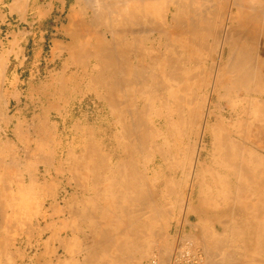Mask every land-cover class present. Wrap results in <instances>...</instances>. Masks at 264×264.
<instances>
[{
  "label": "rangeland",
  "instance_id": "374dc122",
  "mask_svg": "<svg viewBox=\"0 0 264 264\" xmlns=\"http://www.w3.org/2000/svg\"><path fill=\"white\" fill-rule=\"evenodd\" d=\"M89 1H90V3H89ZM98 1H100V0H98ZM98 1H96V0H62V3L64 4V8H63L64 14L62 16L63 18L59 21V23H60V25H62L64 27V29H66V32L63 36L59 37V39H61V42H59V45L61 44L59 46V47H61V50H59L60 52L58 51V49H60V48L58 46H56L57 43H55V44L50 43V40L52 37L42 36L40 34L36 35L37 30L41 31V30H44L45 26H52V25L56 26L58 24L57 20L54 21L53 18L52 19L46 18V16L48 17V15H50V16L55 15L54 13H52V11H50V13L47 12V14H42L41 15L42 18H40L36 24H33L32 23L33 20H31V19L26 20L28 22L26 24L22 25V28H24V27L29 28V25L30 26L33 25L34 28H36L37 30L32 32V34H28L27 31H25L24 34H21L18 32L10 33L14 30V28L9 29V27L6 24L1 26V29H0V59H3L4 61L0 60V139H1L0 140V150H1L0 151V182H1L0 183V200L2 201V203H6L7 205L2 204L0 201V206L1 207L3 206V209L0 208V222H1V224H0V256H1L0 257V264H13L12 262H14V264H44L43 263V257H44V259L46 258L45 259L46 261H49L50 258L53 259L54 260L53 264H70L72 262H74L76 264L78 262V260L77 261L75 260L76 258L81 261V263L78 262L77 264H82L83 260L85 259L83 254L86 256L88 251H89L88 248L86 249V246L88 247L90 243L95 241V239L92 240L89 236V235H91V233L88 232L89 229L87 228V225L89 222L88 218H86V217L81 218V215L83 213H81V215L79 214L80 217L78 216V218L76 216L78 209H79V211L85 210V208L86 209L88 208L86 206H89V208H88L89 210L91 207H93V211H91V210L90 211L93 212V214L97 216V219H99V217H103L100 219L101 221L105 220V222H109V223L101 222V225L105 229L109 225H110V227H112V229L115 228V229H113L115 231L112 232V235H111L112 239L108 238L109 240L104 241V239H107V238H104L102 236L101 238H98V240L96 238V241L98 242V243L95 242L97 247H96L95 243L91 244L92 246H89L90 247L89 249L93 250L94 258H97V254H99V253H100V255H103L104 253L108 254L106 256L104 254L103 257L99 255L98 260L93 259V261L95 260L94 264H97V262H101L98 264H103V263L104 264H109V263L114 264V262H115V264H149V261L151 260V258L153 257V255L156 252H159L163 258H166V257L170 256L172 254L173 250L175 249L174 247L176 246V243H177L176 241H177V237H178V231H177L178 229H181L183 237L185 236V238H189V239L193 240L199 246L203 247L211 260H213L212 256L210 255L208 249L202 243V241H199L198 235L199 236L201 235L202 237L204 235V237H207L208 234L210 236L213 233L214 237L216 238V242L220 246V253H226V251L227 252L231 251V254L233 253L232 255L230 254V252H228V253L233 258L232 263L238 264L237 261H238V256H239V252H240V243L238 242V240H240V232L243 231V234H244L245 229H243V228L240 229L239 227H232L230 230L228 227L223 228L224 227L223 223L234 224V223H238L239 220L240 221L243 220L242 222H244V216H245V211L247 210V207H253L256 203V201H255L256 195H255V192L253 190L256 186H258L256 183L259 182L256 180V177L260 178L261 177L260 172L264 173V146L262 145V141H264V138L261 136V119L263 118L262 114H261L262 110H260V108L255 110V105L259 104L260 107L264 108V100L261 99V97H263L264 94L262 96H259L256 94H251V95L247 96L244 88L235 89V90L229 92L230 94L226 91H222L225 93L221 92V94H219V91L214 92V89H212L211 87H213L215 75L218 74V72L224 67V65L228 61V52H227V50L223 51V49H222V48H224V43H226L230 39L231 36L233 38L232 40H235V38H236V35H235L236 33H234V32H237V31H235V29H237L236 26L239 25V22L235 21V23L232 24L231 19L238 16L240 13L239 9L242 8L241 13L244 16V19H247V20L250 19L248 22L246 21L248 28H250V30H253L254 24L252 23L253 24L252 25L250 23L251 25H249L248 23L251 21L253 22L254 10H252V9H254V8H251V6H254V5H252V4H254V1L250 0L251 4H249V6H248L247 3H244L247 0H235L237 4L235 2H233L234 0H231V2H228L227 0H225L228 3H231V4H229L228 7H226L228 5V3H226L224 0L221 2L218 1V4H217L216 0H210V2H209V0H206V1L205 0L204 1L203 0H197V2H190L189 3V4H191L192 7H195V9H198V8L207 9L208 13H209L210 9L218 8V10H219V7H220V10H219L220 14L218 13L219 16L217 15V18H216L217 24H216L215 36H216V34H219V33L220 34L216 36L217 37L216 41H217L218 46L215 45L216 51L213 54L214 64H216L215 65V71L213 74L214 76L212 75V77L210 78V80H211L210 89L208 91L204 90L203 91L204 93L201 92V94H203L202 95L203 97L207 94L205 96L206 101H208V99H209V101H208L209 103L207 102V104H210V105L207 106V104H206V108H204V110H203L204 114H202V118L200 119L199 123L196 125V128H195V134L197 135V137H194L195 139H193V142H192V149H193L192 153L194 155V151H195V154H196V156L195 155L193 156L194 161L192 162V168H191V171L193 170L192 171L193 174L187 173V175L186 174L182 175L183 170L178 171V169L176 168L177 165L175 163L168 162V164H167L168 166L167 165L165 166V165L161 164L160 162H156V160H155V156L158 154V151L162 148L163 145H164V149L166 151H169L168 152L169 155L174 156L176 154V147H175L174 142H175V139L177 137V133L180 131V129H178V127L174 125L172 120L170 121L171 124L168 123L166 125H162V108H161L162 107V99L160 96H158V93L151 94V97L148 94H146V96H145V94L142 91H138V90L136 91V89H134V88H125L124 91L121 93L122 99L124 101H126L128 98L129 100H127V102H129V104H130V106H128L127 111L122 113V116L124 117V120H125L124 122H126L125 124H127V128L129 126H133L132 123H133V121H135L136 105L141 104L142 101L147 102L149 100L147 98V95L150 98L149 102L151 103V107H152V109L150 108L151 110L149 109V111H148V113L150 112L149 115L145 116V118L142 121L145 123L146 122L145 120H147V121L149 120L151 123H149L148 125L154 127V128L151 127L152 131L154 133L150 134V135H152V137L149 135V137L147 138L148 139L147 141L142 140V142H144V143H142V145L143 144L148 145V146L143 145L145 148L148 147L147 148L148 152H145L144 154L139 155L138 159L140 160L141 163H143L144 167L148 166L147 168L150 169V175L151 176L148 175L147 184H148V187L151 188V195L153 196V199L156 200V202H157L156 204H158L157 205L158 209H155V207L145 209V210H147V209H149V210L147 211L148 214H145L147 216L144 215L143 221L145 220V222L149 221L150 223H152V224H150V228L159 227V231H160L161 235L159 236L157 241L155 240V242H153L152 247H150L148 252L144 255H141L139 252H136L135 250H133V249H135V248H133V246L135 247V245H137L136 243L142 244L143 242H145V240H147V237L141 238L140 239L141 241L138 240L139 242H137L138 238L137 239L135 237L131 238L130 236H132V235H130V236L126 235L124 237L126 232L127 233L129 232L128 229H130V228L124 227V225L122 226V224H121V228L117 227V230H116V227H115L117 224V222H115L116 219L114 220L113 217H112V220H111V218H107L108 216L112 215V212H110V211L114 207V206L109 207L108 204L115 205V202L117 199L124 200L122 197L116 196L117 192L120 190L118 188L119 186L117 185V183L122 182V180H123V184H124V182L127 183L126 179L121 180V179L114 178V177H116L115 174L119 170L122 171V169L119 167L120 158L118 157V154H117L118 153V138H121V136H122V130H121L122 127L119 128V125H117L119 120H120L119 115L117 113H113L108 106V102L106 100L108 99L107 97L110 94L108 93L107 88H104L105 84H103V83L100 84L101 81H100V79L97 78L98 74L95 73L96 67L93 66V64L96 65V63L90 57L85 56V54L83 53V51H84L83 49L87 50V47L90 49L94 48L93 46H95V43L97 42L96 38L98 37V35H99V37L100 36L103 38L105 37L108 44H110L109 46L113 47V43L111 42L112 38H111L110 34H107V31H108L107 29H109V28H110L109 30L112 29L111 26H113V24H111V23H114L113 22L114 16L118 17L120 15V13L123 14V12L126 11L124 9H127V8L129 9V7H127L128 5L131 7L132 5L134 6V4L132 3V1L130 4H129V2L127 4V1H130V0H127V1L125 0L126 3L124 1L123 2L121 1L122 3L116 2L117 0H104V2L106 3L105 6H107V7H105V6H103L104 2L102 0H101L102 2L100 1L101 3H99ZM118 1H120V0H118ZM159 1L160 0H155V1L149 0V2H147L148 4H144L145 9L143 8V10H144L143 12L148 13V14L151 12L150 13L151 15H149V18L151 20V18L153 17L152 21H150V22L153 23L154 25L153 24L151 25V23H149L150 25L147 24V21L149 22V19H147L148 17H146V19L142 20V22H144V24L143 23L141 24V20L139 22L140 24L139 23L134 24L131 18L129 19L130 22L127 20L129 22L128 24L131 25V26H129V25L128 26L131 28L130 29L128 28L129 30H127V33L125 31L126 35L123 34L124 35L123 40L126 39L125 41L127 42V44H128V42L131 41L130 43H131V46L133 45L132 46L133 48H135L137 46V45H135L136 43L140 44L138 46L141 47L142 46L141 41H145V38L147 36L150 37V39H151V40H147L148 46L150 48H153V47L155 49L158 48L157 47L158 43H160L161 40H160V37L158 36V33H159L157 31L158 28L155 29L156 27L154 28L153 26H159L160 28L162 27V21L161 20L163 17V11H162V6H160V4L158 3ZM187 1L189 2L190 0H187ZM34 2L40 5V4H44L46 2H49V0H16L11 5V9L13 12L20 11L21 13H23L24 16L30 17L31 15H33V12L35 11L33 8V5H32ZM91 2L95 3V4H91ZM155 2L158 4H156ZM88 4H90V5H88ZM108 4H109V6H108ZM239 4L240 5L242 4V5L240 6ZM112 5H114V6H112ZM120 5H127V6H120ZM151 5H153V6L151 7ZM243 5L245 6V9H244ZM116 6L122 7L123 11H121L120 7L116 8ZM208 6L209 7L212 6V7L209 8ZM246 6H248L249 8H247ZM100 7H102V8H100ZM103 7H104V9H103ZM112 7H114L115 9ZM153 7H156V8H154L152 10ZM106 8H110L109 11H108V9L105 10ZM147 8L148 9L150 8L151 10L150 9L147 10ZM46 9H48V8H46ZM128 9H127V11H128ZM117 10H120V13H116L115 11H117ZM155 10H156V12H155ZM237 10H238V12H237ZM75 11L79 15L76 14ZM94 12H95V14H94ZM117 12H119V11H117ZM236 12H237V14H236ZM110 13L113 15V17H112V15H110ZM114 13H115V15H114ZM72 14L75 16H73ZM96 14L97 15L99 14L98 17L96 16ZM159 14H160V16H159ZM107 15L110 16L109 19L112 20V22L111 21L109 22L108 18H107L108 19V21H107V19H106ZM77 16H79V17H77ZM102 16H103L104 20L100 19V18H102ZM95 17H96V19H95ZM223 17H225L226 19H224ZM98 18L101 21H98L99 20ZM120 18H122V17H120ZM72 22L74 24H71ZM100 22H102V23H100ZM103 22L104 23L108 22V23L104 24ZM4 23H9V22H4ZM98 23H99L100 27L98 26ZM109 23H110V26H108ZM13 25H15V23H13ZM71 25H73V26L70 27ZM85 25H86V27H85ZM146 26H148V27H146ZM149 26H152V28L155 29L156 32L154 30H151V27H149ZM94 27H95V30H94ZM132 27L134 28L133 30L136 33V34H134V32H133L134 37L132 35V38H134V39L131 38ZM138 27H141L140 29L146 28L147 30H151V31L150 32L148 31V33H147V30L143 29L144 31H146V34L143 30H142L143 32L140 33L141 30L138 29ZM167 27L169 28V26H167ZM229 27L231 28L230 33H229ZM74 28H76V30H79V32L77 31V33H80L82 31L81 34H77L76 32H74ZM86 29H89V30L85 31ZM91 30H92V33L90 32ZM112 30H115V29H112ZM219 30H220V32H219ZM237 30H239V29H237ZM72 32L75 33V36H76V41H77L76 44L78 45L76 49H77V51H80V52H78L80 54V58L78 56V59H76V60H78L79 64L76 63L77 62L76 60H75L76 62H74V60L72 58H70L71 56H70L69 49L72 47L75 48V46H76L74 43V39H72L73 38ZM87 32L89 34H91V36H89V34ZM93 32L95 34L100 32L101 35L99 33L96 36ZM80 35L82 37L81 40H79ZM94 35L96 36V38ZM86 36H88V37L86 38ZM126 36H128V37H126ZM202 36H203L204 40L206 38L210 42L209 45L213 44L212 43L213 39L208 37L206 31H202ZM222 36H223V38H222ZM127 38L129 41L127 40ZM88 39H90V40H88ZM155 39H156V41H155ZM84 40H86V41H84ZM224 40H226V41H224ZM88 41L89 42L91 41L90 44ZM125 41H123L124 44H125ZM134 41H135V44H134ZM242 42L244 44H248V45L243 46V50L245 51V55L247 57H249V59L251 60V62L253 64H256V63L258 64L259 63L258 60L260 58V52L256 53V52L250 50L251 47L253 46L252 43H248V42H251L250 39L242 40ZM34 43H37V44L35 45ZM129 44H128V46H129ZM249 45H251V46H249ZM65 46L67 48L68 47L69 48L67 49ZM131 46H129V47H131ZM84 47H86V48H84ZM246 49H247V51H246ZM55 50H57V51H55ZM65 50L66 51L68 50L69 52L67 53ZM81 51H82V53H81ZM132 51H131V55L136 54L135 52L132 53ZM219 52H220V54H219ZM81 54H82V56H84V59L81 56ZM221 55H222V57H221ZM204 56H206V55H204ZM256 56L258 57V59L256 58ZM74 58H76V57H74ZM262 58H264V57H262ZM5 59H6V62H5ZM71 59L73 62L71 61ZM85 59L87 60V62L85 61ZM2 62H4V63H2ZM80 62H81V64H80ZM260 62L264 63V59L261 60ZM74 63H76V64H74ZM86 66H87V68H86ZM66 67H68L69 69L67 68V70H66ZM63 70H66V71H63ZM84 70H85V72H84ZM261 72H263V74H264V67H262ZM85 75H87V76H85ZM71 77H72V79H70ZM93 77H95V78H93ZM121 77H119L120 80H121ZM213 77H214V79H213ZM65 78L66 79L68 78V79L65 80ZM119 78H117L118 80L116 79V81H119ZM122 78L124 79V77H122ZM62 79L64 80V82H63L64 85H60V84H62L61 83V81H63ZM204 79H205V77H203V79L200 80V84L206 83V81ZM57 80L60 83L57 82ZM212 81H213V83H212ZM160 84H161L160 82H157V83L155 82L154 84L151 83L150 85H148V87L149 86H155V85L159 86ZM66 85H68V86H66ZM229 87L232 89L233 85H232V87H231V85H229ZM251 88L256 89L255 84H251ZM128 89H130V90L128 91ZM134 90L136 92H134ZM261 90H262V92H264V84L261 85ZM130 91H131V94H129ZM105 94L106 95L109 94V95L106 96ZM139 94H141V95H139ZM224 94L228 95L227 99H221V96H223ZM152 95L154 98L152 97ZM243 95H244V97H243ZM125 96H127V97H125ZM202 96H200V97L202 98ZM237 97H239L240 100L242 99L241 101H242L243 107L236 108V104H235L236 101L235 100L237 99ZM167 98L171 99L170 96H167ZM152 99H154V101ZM257 99H258V101H257ZM49 100H50V102H49ZM252 100H253V102H252ZM139 101L141 103H139ZM169 103H170V108H172L170 110V112L173 113L174 104H173V102H170V101L168 102V104ZM51 104L54 107L56 106L55 109H57V110L52 109L54 107H51ZM56 104H58L59 107ZM250 105H251V107H250ZM141 107H143V106H141ZM241 109H243V110L241 111ZM129 111H131V112L133 111V112L130 114ZM206 111L209 113H207ZM212 111H213V113H211ZM165 113L168 114L167 111ZM172 113H170V114L172 115ZM249 113H250V115H249ZM158 115H159V117H158ZM204 115L205 116L207 115V116L205 117ZM242 115H244V116L242 117ZM248 116H250V117H248ZM47 118H49L48 120H50L51 122H49L47 120ZM241 119L243 121V124H242V121H240ZM44 122H46V123H44ZM237 122L239 124H236ZM259 122H260V124H259ZM42 123H44V124H42ZM172 123H173V125H172ZM249 123H252V124H249ZM32 124H34V125H32ZM46 125H48L49 130L44 129L43 126H46ZM49 125H51V126H49ZM114 125H116V126H114ZM40 126H41V128H40ZM237 127H238V129H237ZM50 128H51V130L53 129L51 131V136H52L51 139L49 136L50 135V133H49ZM55 128H56L57 134H55L56 133ZM100 128H101V130H99ZM156 128H158V129H156ZM33 129H35V131ZM41 129L46 134L49 133V135H46L45 133H43L45 135L41 134L43 132ZM155 129H156V131H155ZM222 129H224V130H222ZM38 130L39 131L41 130V131L38 132ZM46 130H47V132H46ZM113 130L115 133L113 132ZM115 130H117V131H115ZM53 131H54V133H53ZM83 131H85L87 133H85ZM98 131H99V133H98ZM211 131H212V133H211ZM220 131L221 132L226 131V133H228V134L231 133L233 135V138H235L234 141L237 144H241L243 149L247 148L246 151L247 152L250 151V154L252 153L251 155H253V157H255L257 155L255 157L257 162H258L257 165L259 163H261V164H259L258 167H255L256 168L255 171L252 172L253 176H250L249 179H248V176H246V175L245 176L244 175H238L240 177L235 178L231 174L232 171L234 170L233 165L242 166L241 162L243 163V165H245V163L248 162V160H249V158H248L249 155L246 154V156L240 157V159H234L230 163L228 162V160L226 161V158H224L223 151L220 150L221 146H219V144L217 143L218 139H220V136H218L221 134ZM91 132H92V134H91ZM197 132L199 133V135L197 134ZM60 133H61V135H60ZM110 133H111V135H110ZM36 134H38V135L36 136ZM93 134L94 135L96 134V138H94V136H92ZM210 134H211V136H210ZM242 134H244V135H242ZM65 136H66V138H64ZM67 136H69L70 138ZM77 136H79V137H77ZM238 136H241V138H238ZM245 136H246V139H245ZM47 137L50 139L49 141H48ZM58 137H59V139L57 140ZM127 138H129L130 141L132 140V139H130V137H127ZM53 139L55 140L56 143L54 141L52 142ZM85 139H87L88 141L93 139L95 141L94 143L101 148L100 149V154H101L100 156H102V157H100V156L99 157L106 161V164L108 165V168H107L108 170L107 169L106 170L110 171L109 173H107V171H105V170L102 171L103 175L100 176L101 179H98L99 183H97L98 181L95 183L91 182V179H92L91 175L95 172L93 169L94 166H93L92 161L90 163V160H86V162H84V161L82 162L80 160V157L83 156L82 155L83 153L85 156V152H84L85 146L84 145L87 142ZM41 140H42V142H40ZM98 140H99V142H98ZM44 141L46 142V144H48V146L45 144ZM58 141H61V142H58ZM62 141H64L63 144H62ZM103 141H105V142H103ZM148 141H149V143H148ZM241 141H245L244 142L245 147H243L244 144ZM51 142L53 144H50ZM139 142H141V141H139ZM163 142H165V143H163ZM252 142L256 143V145H254L255 147L252 146ZM40 143H41V145H40ZM127 143H129V141H127ZM136 143L140 147H142L141 143L139 144L138 141H136ZM3 144L6 146H4ZM44 144L49 148L44 146ZM54 144L56 145V147ZM80 144H81V146H80ZM111 144H112V146H111ZM12 145H13V147H12ZM101 145H103V146H101ZM52 147L55 149H57V148L58 149L55 150ZM36 149H37V151H36ZM127 149L129 150L130 147H127ZM8 150H10V151H8ZM110 150H111V152H110ZM251 150H254L255 152L254 151L251 152ZM14 151H16V152H14ZM53 151H54V154H53ZM69 151H71V152H69ZM113 151H114V153H113ZM32 152L35 154H33ZM38 152H40L42 156ZM253 152L256 153L255 156H254ZM45 153L47 155H44ZM50 154H51V157H50ZM78 154H80V155H78ZM66 155H69V156H66ZM53 156H55V157H53ZM107 156H108V158H107ZM3 157L5 158V160ZM46 157L51 158L50 162H49L48 158H47L48 159V161H47ZM1 158H2V160H1ZM241 158H243L244 160H242ZM9 159L11 160V162ZM245 159H246V161H245ZM258 159H259V161H258ZM111 160H113V161L111 162ZM153 160H154V162H153ZM234 161L235 162L237 161V163H235ZM63 162H64V164H63ZM67 162H69V163L67 164ZM226 162H228V164ZM232 162H234V163H232ZM1 163H3L4 165H2ZM51 163H52V165H51ZM84 163H86V164H84ZM71 165H72V167H71ZM74 165H75L74 168H77V169H75L76 171L73 168ZM111 165H112V167H111ZM159 165L162 167H160ZM2 166H5V168L3 167V169H1ZM61 166L64 169L61 168ZM80 166H82V167H80ZM228 166H231V167H228ZM6 167H9V168L6 169ZM56 168L59 170H57ZM60 168L63 170H65V169L70 170L71 169V171L74 173L77 172L78 176L80 175L78 178L79 179L81 178V179L79 180L76 177L77 176L76 173L74 176L70 171L67 172L65 170L64 172H62L63 170L61 171ZM78 168H80L81 170ZM158 168H162V170L158 169ZM258 168H259V170H258ZM261 168H263V169H261ZM116 169H118V170H116ZM13 170L14 171L18 170V171L14 172ZM86 170L89 173V177L84 176V174L88 175ZM256 170H258V171H256ZM82 171H84L83 172L84 174H82ZM46 172L48 174L50 173V175H48ZM79 172H81V173L79 174ZM156 173H158V175ZM37 174H39V175H37ZM56 174H57V176H56ZM229 174L232 176H230ZM54 175H55V177H54ZM82 175H83V177H82ZM106 175H108V176H106ZM19 176H21V177H19ZM73 177L74 178L76 177V178L74 179ZM86 177H87L88 184H86L87 181H86V183L83 182V180L84 181L86 180ZM111 177H113L114 180L117 179V180H115L116 183H115V181H113V178H111ZM55 178H56V180H55ZM82 178H84V179L82 180ZM2 179H3V181H2ZM77 179L79 180L77 182V183H79V185H78L79 187L76 185V182H75V180L77 181ZM194 179L195 180L197 179V180L195 181ZM230 179H231V181H230ZM236 179H237V182H236ZM34 180L36 182H38V184L36 183L37 185L36 184L34 185V183H35ZM100 180H101V182H100ZM189 180H191L192 183ZM19 181H21V182H19ZM39 181H40V183H39ZM58 181H59V183H58ZM112 181H113V184H112ZM60 182H62V183L60 184ZM6 183L9 186V187L7 186L8 188L5 187ZM107 183H109V184H107ZM232 183H233V185H232ZM236 183L239 185V187ZM245 183H248V184H246V186H245L244 185ZM19 184L23 185V186L25 185L23 187L24 189H22V187L19 186ZM149 184L151 187L149 186ZM60 185H62V186H60ZM80 185H81V187H80ZM109 185H110V188H108ZM10 186H11V188H10ZM69 186H71V187L69 188ZM82 186H83V188H82ZM93 186H94L95 191L92 192ZM240 186H241V189H242V187H243V189L246 188L245 191H247L248 189H251L252 192H250V191L244 192V190H243L242 194L244 193V195H242L243 197L240 198L238 196V194L239 195L241 194V193H239L241 191ZM244 186H245V188H244ZM63 187H65V188H63ZM77 187H78V190H77ZM95 187H98V188H95ZM229 187L232 189V191ZM86 188H88V189H86ZM102 188H104V189L102 190ZM236 188H238L237 191H236ZM233 189H234V192H233ZM6 190H7V192H6ZM89 190H90V192H89ZM122 190H124L123 187L121 188L120 191H122ZM33 192L36 195L33 194ZM36 192L38 193V195ZM98 192H100V193H98ZM108 192H110L111 194L110 193L108 194ZM229 192H231V193H229ZM46 194L48 195V197ZM51 194H53L52 195L53 197L56 196L57 199L55 200L53 197L51 198ZM224 194H225V196H223ZM93 195H96V197ZM229 195L230 196L232 195L230 197L231 199L229 198ZM107 196H109V198ZM93 197L96 198V200L93 201V199H94ZM34 198L36 200H34ZM235 198L237 200H234ZM38 199H39V201H38ZM63 199H65V200H63ZM73 199H74V201H73ZM216 199L222 200V202L219 201L216 204V201H215ZM238 199L241 200L242 203ZM180 201H182V202H180ZM234 201H235V204L233 203ZM33 202L34 203L38 202L35 204L37 206H34ZM57 202H59V203L57 204ZM85 202H86V204H85L86 206L84 205ZM94 202H95V205H94ZM106 202H109V203L106 204ZM207 202L209 203V205L207 204ZM74 203H76V204H74ZM120 203L122 205H124V204L127 205L125 203V201H121ZM210 203L211 204L214 203L215 205L213 204L214 205L213 206ZM239 203H241V204H239ZM249 203L252 206L248 205ZM80 204H83V207ZM203 204L204 205L206 204V205L204 206ZM4 205H6V206L4 207ZM103 205H104V208H102ZM106 205H108V207H106ZM55 206L56 207L59 206V208L54 209V208H56ZM75 206H77L78 209L75 208L77 210H74ZM245 206H247V207H245ZM65 207H67V208H65ZM72 207H73V210H68V209H71ZM37 208L39 211L37 210ZM39 208H41V209H39ZM105 208H107V209H105ZM214 208L217 209V211ZM96 209H97V211H96ZM5 210H7V211H5ZM16 210H17V212H16ZM19 210L22 212L19 213L20 212ZM158 210H159V214H161L159 216H157ZM73 211L76 213L75 214L76 218H73V214H74ZM95 211L98 213L95 214L96 213ZM3 212H5V213H3ZM48 212H49V214H48ZM64 212H68V213L70 212L72 216L70 217V215H68V213H67V215H64ZM203 212H205V213H203ZM206 212L209 213V215H207ZM144 213H146V212H144ZM1 214H3V216ZM90 215L92 217L96 218V216L92 215L91 213H90ZM5 216H7V217H5ZM27 216H29V217H27ZM60 216H61V218H60ZM149 216H151V219H149L150 218ZM55 217H57V218H55ZM146 217H147V219H146ZM43 218L46 221L43 220ZM83 218H84V220H83ZM38 219H40V220H38ZM80 219H81V221H80ZM85 219H87L88 221ZM106 219H108V220H106ZM52 220L53 221L57 220L58 222H55V221L53 222ZM64 220L66 222H64ZM38 221H40V225H38ZM47 221L48 222L50 221V223L48 224ZM121 221H122V219H121ZM10 222L12 223V226H10L11 225ZM145 222H144V225H142L143 228H141V229L144 232L145 231L147 232L149 230V227H148V229L144 228ZM59 223L61 225H59ZM48 225L51 228L50 227L48 228ZM105 225H107V226H105ZM54 226H56V227H54ZM68 226H69V228H68ZM122 227H124L125 229ZM43 228L46 229L47 231L44 230ZM10 229H11V231H10ZM21 229H22V231H21ZM34 229H36V230H34ZM77 229H79V230H77ZM60 230H61V232L63 231L62 235H61ZM71 230H73V232H70ZM86 230H87V234H86ZM110 230H111V228H110ZM195 230L197 231L198 234L197 233L195 234ZM237 230H239V231L236 233ZM253 230L254 229H252V231ZM36 231H38V232H36ZM57 231L60 233H58ZM121 231H125V233L123 232V234H122ZM229 231L231 232L230 237H228ZM43 232H45V233H44L43 237L40 238V236H38V235H41ZM46 232H47V234H46ZM120 232H121V234H120ZM51 233H53V235ZM113 233H115V235ZM13 234H15V235H13ZM58 234H60V236ZM82 234H86V235H82ZM118 234H120V236H118ZM10 235L13 236L14 238L11 237ZM56 236L58 237V239ZM241 236L244 238V235H241ZM72 237H73V239H72ZM74 237H76V238H74ZM190 237H192V238H190ZM36 238L38 240H36ZM53 238H55V239L53 240ZM10 239H12L13 241ZM130 239H131V241H133V243L130 241ZM15 240H17L18 242L17 241L15 242ZM45 240H47V241H45ZM61 240L63 241L62 243H60ZM110 240L111 241L113 240V242L116 241L114 244L116 246H119V247H120V244L122 243L121 245L123 247L121 246L120 247L121 249L119 247L117 248L113 243H112V245H113L112 246L110 243H108V241H110ZM121 240H123V241L121 242ZM228 240H230V243L228 242ZM7 241H8V243H6ZM52 241H55V242L52 243ZM101 241L104 243L107 241L106 243L110 244L111 250L108 249L109 246L107 244L106 245L108 246V248L107 247L105 248V244L102 245L103 243ZM45 242H46V244H45ZM70 242H72V243H70ZM83 242H85L86 244ZM99 242H101L102 244ZM124 243L126 246L124 245ZM2 244H5V245H2ZM60 244L61 245L64 244L67 247V250L69 249L70 255L71 256L74 255L76 258H74V259L70 258L71 256L70 257L67 256L65 251H63V250H60V253L62 252L61 258H63V259L58 260L57 258H54L55 252L57 251ZM8 245H10V247ZM57 245H59V246H57ZM18 247H20L19 250H18ZM81 247L83 249H81ZM112 247H113V249H112ZM76 248H77V250H75ZM96 248L97 249L99 248V249L96 251ZM23 249H24V252L21 251ZM33 249H35V251ZM71 249L75 250L74 252H76V251L80 252L81 251V253L77 254L78 253L77 252L76 253L77 255H76L73 252V250H71ZM124 249H125V252H124ZM85 250L87 253L85 252ZM112 250H114V251H112ZM118 251L120 253H118ZM52 252L54 253V255ZM110 252L113 253L114 255L115 254L118 255L119 257L118 256L115 257L116 255L114 256L113 254H110ZM131 253L134 255H132ZM10 254H11V257L9 256ZM109 254H110V256L112 255L115 258L109 257ZM129 254H131V255L128 256ZM25 255H27V256H25ZM143 256H144V259H143ZM99 257L101 258V260ZM102 258L105 260H103ZM116 258H118V259H116ZM139 258L141 259V261ZM9 259H10V261H9ZM24 259H25V261H24ZM66 259H67V261H66ZM214 263L215 262L213 261L212 264H214ZM219 263L223 264V261L221 260V261H219Z\"/></svg>",
  "mask_w": 264,
  "mask_h": 264
},
{
  "label": "bare ground",
  "instance_id": "6f19581e",
  "mask_svg": "<svg viewBox=\"0 0 264 264\" xmlns=\"http://www.w3.org/2000/svg\"><path fill=\"white\" fill-rule=\"evenodd\" d=\"M96 1H98V0H96ZM101 1V0H100ZM100 1H98L99 3H101L102 1L104 2V0H102L101 2ZM125 2V0H120V1H116V2ZM127 1V0H126ZM131 1H132V3L134 4V6L132 5L131 7L128 5H120V6H127V7H129V9H128V11H127V9H124V10H126V11H124L123 12V14L122 13H120V10H117V11H119V12H117V11H115L116 13H120V17H122V18H120L119 16V18L118 17H116V16H114V20H113V22L114 23H111V24H113V26H111L112 27V29H115V30H109V29H107L108 31H107V34H110L111 35V38H112V43H113V47H111V46H109L110 44H108V42H107V40H106V38L104 37H99V33H97V34H95L94 32V34L97 36L98 35V37L96 38V36H95V38L97 39V42L95 43V46H93L94 48H92V49H90V48H88L87 47V50L86 49H83L82 51H83V53L85 54V56H87V57H90L95 63H96V65H94L93 64V66H95L96 67V72L95 73H97L98 74V79H100V84L101 83H103V84H105V87L104 88H107V90H108V93L110 94H108V95H106V96H108L107 98V102H108V106H109V108H110V110L113 112V113H117L118 115H119V122H118V124L117 125H119V128L120 127H122V136H121V138H118V157L120 158V161H119V167L122 169V171H118L116 174H115V176L116 177H114V178H117V179H126V181H127V183H125L124 182V184H123V180H122V182H118L117 183V185L119 186L118 188L121 190V188L123 187V189L124 190H122V191H118L117 189V195L116 196H118V197H122L124 200H122V199H115L116 200V202H115V205H113V204H108L109 202H106V204H108L109 205V207L111 206H114L113 207V209H111V211L110 212H112V215L111 216H108L107 218H111V220H112V217L114 218V220H115V222H117V224H116V230H117V227L118 228H121V224H122V226L124 225V227H129L130 229H128L129 230V234L126 232V234L124 235V237L127 235V236H130V235H132V236H130L131 238H133V237H135L136 239H137V242H139V241H141L140 239L141 238H144V237H147V240H145V242H143L142 244H140V243H136L137 245H135V247L133 246V248H135V249H133V250H135L136 252H139L141 255H144V254H146L147 252H148V250L150 249V247H152V244H153V242H155V240L157 241L158 240V238H159V236L161 235L160 234V231H159V227H156V228H150V224H152V223H150L149 221H147V222H145V220L143 221V217H144V215L145 214H148L147 213V211L149 210V209H147V210H145L146 208H153V207H155V209H158L157 207V205L158 204H156L157 202H156V200H154L153 199V196L151 195V188H149L148 187V184H147V179H148V175H150V169L149 168H147V167H144L143 166V163H141L140 162V160L138 159V156L139 155H141V154H144L145 152H148V147L147 148H145L143 145H145V146H148L147 144H143L142 145V143H144V142H142V140L143 141H147L148 139V137H149V135L150 134H152V133H154L153 131H152V128H154V127H152V126H149L148 124L149 123H151L149 120L147 121V120H145L146 122L144 123L142 120L145 118V116H148L149 115V113H148V111H149V109L151 108L152 109V107H151V103L149 102V100H150V98L148 97V95H150V97H151V94H156V93H158V96H160L161 97V99H162V125H166V124H168V123H170V121L172 120V122L174 123V125L175 126H177L178 127V129H180V131L177 133V137H176V139H175V147H176V154L173 156V155H169L168 154V152L169 151H166L165 149H164V145L162 146V148L158 151V154L155 156V160H156V162H160L161 164H163V165H167L168 164V162H173V163H175L176 165H177V169H178V171L179 170H183V173H182V175L183 174H186L187 175V173H192V171H191V168H192V162L194 161L193 160V156L195 155L196 156V154H195V151H194V155H193V149H192V142H193V139H195L194 137H197V135L195 134V128H196V125L199 123V121H200V119L202 118V114H204L203 112V110H204V108H206V104H207V102L209 101V99H208V101H206V95L203 97L202 95L203 94H201V92H203L204 90H206V91H208L209 89H210V84H211V80H210V78L212 77V75L214 74V71H215V65L216 64H214V60H213V54L215 53V45H217L218 46V44H217V41H216V39H217V35H219V34H216V36H215V30H216V24H217V21H216V18H217V15H218V13L220 14V12H219V10H220V7H219V10H218V8H213V9H210V11H209V13H208V10L207 9H202V8H198V9H195V7H192L191 6V4H189L190 2H197V0H190L189 2L187 1V0H160L158 3L160 4V6H162V11H163V17H162V27L160 28L159 26H153L155 29H157L158 28V36L160 37V43H158V48H150L149 46H148V41L147 40H151L150 39V37H146L145 38V41H141L142 42V46L140 47V46H138V45H140V44H135V41H134V44L135 45H137L135 48H133L132 46H131V41L130 42H128V44H129V46H131V47H129L128 46V44H127V42L125 41V40H123L124 38H123V34H125V31H126V33H127V30H129L131 27H129V26H131V25H129L128 23L130 22L129 21V19L131 18L132 19V21H133V23L135 24V23H139L140 22V20H141V24L143 23L144 24V22H142V20L143 19H146V17H148L147 19H149V22L147 21V24H149V23H151L150 21H152V18H151V20H150V18H149V15H151L150 13L148 14V13H145V12H143L144 10H143V8H144V4H148L147 2H149V0H130V1H127V4H128V2H129V4L131 3ZM153 1V0H152ZM155 1V0H154ZM204 1V0H203ZM206 1V0H205ZM217 1V4H218V1L219 2H221V1H223V0H216ZM225 1V0H224ZM228 2H231V0H227ZM249 0H247V1H245L244 3H247ZM108 2V1H107ZM121 2V3H122ZM157 2V1H156ZM155 2V3H156ZM209 2H210V0H209ZM226 2V1H225ZM228 2H226V3H228ZM233 2H235L236 3V1L234 0ZM257 2H259V1H257ZM89 3H90V1H89ZM126 3V2H125ZM158 3H156V4H158ZM213 3V2H212ZM215 3V2H214ZM91 4H95V3H92L91 2ZM105 2H104V5L103 6H105ZM112 4V3H111ZM110 4V5H111ZM155 4V5H156ZM196 4V3H195ZM198 4V3H197ZM229 4H231V3H228V5L226 6V7H228L229 6ZM237 4V3H236ZM251 4V3H250ZM88 5H90V4H88ZM143 5V6H142ZM220 5V4H219ZM240 5V4H239ZM238 5V6H239ZM242 5V4H241ZM240 5V6H241ZM252 5H254V4H252ZM108 6H109V4H108ZM112 6H114V5H112ZM120 6H116V8H118V7H120ZM153 5H151V7H152ZM218 6V5H217ZM239 6V7H240ZM249 6V5H248ZM248 6H246L247 8H249ZM105 7H107V6H105ZM146 7V6H145ZM209 7V6H208ZM212 6H210L209 8H211ZM243 7H244V9H245V6L243 5ZM100 8H102V7H100ZM112 8H114V7H112ZM121 8V11H123V8L122 7H120ZM125 8V7H124ZM154 8H156V7H153L152 8V10L154 9ZM208 8V9H209ZM251 8H255L254 6H251ZM250 8V9H251ZM99 9V8H98ZM103 9H104V7H103ZM108 9V11H109V9L110 8H106L105 10H107ZM115 9V8H114ZM145 9V8H144ZM150 9V8H149ZM148 8H147V10H149ZM242 8H240L239 9V11H240V13H239V15L238 16H236V17H234L233 19H231L232 20V24L233 23H235V21H238L239 22V25L238 26H236L237 27V29H239V30H237V29H235V31H237V32H234V33H236L235 35H236V38H235V40H232L233 38H232V36L230 37V39L226 42V43H224V48H222L223 49V51L224 50H227V52H228V61L226 62V64L224 65V67L218 72V74H216L215 75V80H214V83H213V81H212V83H213V87H211L212 89H214V92L215 91H219V94H221V92L222 91H226V92H231V91H233V90H235V89H240V88H244V90H245V92H246V95L248 96V95H251V94H256V95H259V96H262L263 94H264V92H262V90H261V85L262 84H264V74H263V72H261V69H262V67H264V63H261L260 61L261 60H263L264 58H262V57H264V53H260V58H259V60H258V64L256 63V64H253L252 62H251V60L249 59V57H247L246 55H245V51L243 50V46L244 45H246V44H244L243 42H242V40H247V39H250V41L251 42H248V43H252V45H253V48H255V43L257 42H255V40H257V38L255 39V31H254V28H253V30H250V28H248V26H247V23H246V21L248 22L249 20H247V19H244V16H243V14L241 13L242 12V10H241ZM112 10V9H111ZM151 10V9H150ZM252 10H254L255 11V9H252ZM114 11V10H113ZM96 12V11H95ZM95 12H94V14H95ZM100 12V11H99ZM147 12V11H146ZM155 12H156V10H155ZM229 12V11H228ZM237 12H238V10H237ZM237 12H236V14H237ZM75 13H76V11H75ZM101 13V12H100ZM76 14H78V13H76ZM109 14V13H108ZM161 14V13H160ZM160 14H159V16H160ZM247 14V13H246ZM73 15V14H72ZM79 15V14H78ZM99 15V14H98ZM98 15L96 14V16L98 17ZM104 15V14H103ZM110 15H112L111 13H110ZM114 15H115V13H114ZM117 15V14H116ZM148 15V16H147ZM254 15V14H253ZM257 15V14H256ZM262 15V14H261ZM73 16H75V15H73ZM108 16V17H107ZM106 16V19L108 18L109 19V15H107ZM158 16V17H159ZM219 16V15H218ZM223 16V15H222ZM221 16V17H222ZM226 16V15H225ZM232 16V15H231ZM260 16V15H259ZM264 16V15H263ZM77 17H79V16H77ZM112 17H113V15H112ZM111 17V18H112ZM116 17V18H115ZM151 17V16H150ZM243 17V18H242ZM252 17V16H251ZM250 17V18H251ZM253 17H256L255 15L253 16ZM252 17V18H253ZM83 18V17H82ZM90 18V17H89ZM93 18V17H92ZM91 18V19H92ZM224 19H226L225 17H223ZM251 18V19H252ZM257 18V19H256ZM255 19H256V22H257V20L259 19V17H256ZM95 19H96V17H95ZM99 19V18H98ZM101 20L103 19V16H102V18H100ZM98 20V21H101V20ZM108 19H107V21H108ZM254 19V18H253ZM261 19V18H260ZM83 20V19H82ZM93 20V19H92ZM104 20V19H103ZM129 22H128V21ZM221 20V19H220ZM245 20V21H244ZM263 20V19H262ZM80 21V20H79ZM97 21V20H96ZM97 21V22H98ZM112 22V20H110L109 19V22ZM260 21V20H259ZM100 23H102V22H100ZM104 23V22H103ZM108 22H105L104 24H107ZM222 23V22H221ZM253 23L252 21L251 22H249L248 24L249 25H251V24ZM258 23V22H257ZM260 23V22H259ZM257 24V25H260V24ZM262 23V22H261ZM71 24H74L73 22L71 23ZM76 24V23H75ZM81 24V23H80ZM93 24V23H92ZM140 24V23H139ZM153 23H151V25H152ZM159 24V23H158ZM254 24V23H253ZM252 24V25H253ZM94 25V24H93ZM115 25V26H114ZM129 25V26H128ZM137 25V24H136ZM150 25V24H149ZM154 25V24H153ZM221 25V24H220ZM219 25V26H220ZM226 25V24H225ZM256 25V24H255ZM261 25H263V23L261 24ZM73 25H71L70 27H72ZM89 26V25H88ZM98 26H99V23H98ZM108 26H110V23H109V25ZM142 26V25H141ZM161 26V25H160ZM167 26H169V28L167 27ZM85 27H86V25H85ZM97 27V26H96ZM100 27V26H99ZM143 27V26H142ZM146 27H148V26H146ZM149 27H151V30H154L155 32H156V30L155 29H153L152 28V26H149ZM218 27V26H217ZM227 27V26H226ZM254 27V26H253ZM81 28V27H80ZM129 28V29H128ZM141 27H138V29H140ZM220 28V27H219ZM228 28V27H227ZM226 28V29H227ZM233 28V27H232ZM90 29V28H89ZM89 29H86L85 31H87V30H89ZM98 29V28H97ZM106 29V28H105ZM134 28L132 27V31H131V38H132V35H133V32H134V30H133ZM136 29V28H135ZM137 29V30H138ZM144 29V28H143ZM143 29H140L141 30V32L140 33H142L144 30H147L146 28L143 30ZM149 29V28H148ZM93 30V29H92ZM92 30L90 31L91 33H92ZM94 30H95V27H94ZM93 30V31H94ZM143 30V31H142ZM151 30H147V33H148V31L150 32ZM77 31L79 32V30H76V28H74V32H76L77 33ZM102 31V30H101ZM202 31H206L207 32V35H208V37H210V38H212L213 39V44L211 45H209V41L205 38V40H204V38H203V36H202ZM230 31H231V28L229 27V33H230ZM262 31V30H261ZM71 32V31H70ZM82 32V31H81ZM81 32L80 33H77V34H81ZM96 32V31H95ZM145 32V34H146V31H144ZM219 32H220V30H219ZM223 32V31H222ZM227 32V31H226ZM88 33V32H87ZM217 33V32H216ZM69 34V33H68ZM72 34H73V38L72 39H74V43H75V48L74 47H72V48H70L69 49V51H70V58H72L73 60H74V62H76V63H78L79 64V62H78V60H76V59H78V56H79V58H80V54L78 53V52H80V51H77V41H76V36H75V33H73L72 32ZM84 34V33H83ZM89 34V33H88ZM130 34V33H129ZM134 34H136L135 32H134ZM100 35H101V33H100ZM103 35V34H102ZM126 35V34H125ZM230 35V34H229ZM233 35V34H232ZM89 36H91V34H89ZM93 36V35H92ZM106 36V35H105ZM80 37V39L79 40H81V35L79 36ZM88 36H86V38H87ZM126 37H128V36H126ZM133 37H134V35H133ZM142 37V36H141ZM207 37V38H208ZM85 38V39H86ZM130 38V39H131ZM152 38V37H151ZM222 38H223V36H222ZM259 38H261V37H259ZM110 39V38H109ZM132 39H134V38H132ZM88 40H90V39H88ZM127 40H128V38H127ZM139 40V39H138ZM84 41H86V40H84ZM123 41H125V44L123 43ZM129 41V40H128ZM155 41H156V39H155ZM159 41V40H158ZM223 41V40H222ZM224 41H226V40H224ZM249 41V40H248ZM80 42V41H79ZM89 42V41H88ZM91 42V41H90ZM90 42H89V44H90ZM144 42V43H143ZM139 43V42H138ZM154 43V42H153ZM222 43V42H221ZM246 43V42H245ZM58 44V45H57ZM56 44V46H60L59 45V43H57ZM258 44V43H257ZM80 45V44H79ZM82 45V44H81ZM88 45V44H87ZM112 45V44H111ZM134 45V46H135ZM151 45V44H150ZM221 45V44H220ZM258 45H260V43L258 44ZM263 45V44H262ZM66 47V46H65ZM71 47V46H70ZM56 48V47H55ZM60 49H58V51L59 50H61V47H59ZM64 48V47H63ZM62 48V49H63ZM67 48V47H66ZM69 48V47H68ZM67 48V49H68ZM79 48V47H78ZM84 48H86V47H84ZM219 48V47H218ZM65 49V48H64ZM63 49V50H64ZM154 49V50H153ZM264 49V48H263ZM80 50V49H79ZM133 50V51H132ZM54 51V50H53ZM55 51H57V50H55ZM66 51V50H65ZM68 50L66 51L67 53L69 52ZM82 51H81V53H82ZM131 51H132V53L133 52H135L136 54H133V55H131ZM60 52V51H59ZM218 53V52H217ZM258 53V52H257ZM78 54V55H77ZM206 55V56H204V55ZM219 54H220V52H219ZM58 55V54H57ZM59 56V55H58ZM81 56H82V54H81ZM253 56V55H252ZM74 57H76V58H74ZM83 57V59H84V56H82ZM221 57H222V55H221ZM2 58V57H1ZM69 58V57H68ZM256 58L258 59V57L256 56ZM72 59H71V61H72ZM89 59V58H88ZM215 59V58H214ZM222 59V58H221ZM226 59V58H225ZM1 61L3 60V59H0ZM76 60V61H75ZM4 61V60H3ZM85 61L87 62V60L85 59ZM89 61V60H88ZM223 61V60H222ZM5 62H6V59H5ZM73 62V61H72ZM257 62V61H256ZM263 62V61H262ZM2 63H4V62H2ZM76 63H74V64H76ZM93 63V62H92ZM67 64V63H66ZM71 64V63H70ZM80 64H81V62H80ZM83 64V63H82ZM64 65V64H63ZM69 65V64H68ZM87 65V64H86ZM89 66V65H88ZM70 67V66H69ZM67 68L68 67H66V70H67ZM71 68V67H70ZM86 68H87V66H86ZM85 68V69H86ZM219 68V67H218ZM221 68V67H220ZM69 69V68H68ZM82 69V68H81ZM80 69V70H81ZM217 69V68H216ZM66 70H63V71H66ZM84 72H85V70H84ZM83 72V73H84ZM89 72V71H88ZM93 72V71H92ZM76 73V72H75ZM94 73V72H93ZM94 73V74H95ZM71 74V73H70ZM85 74V73H84ZM63 75V74H62ZM61 75V76H62ZM65 75V74H64ZM85 76H87V75H85ZM97 76V75H96ZM95 76V77H96ZM124 77V79L122 78V77ZM214 76V75H213ZM52 77V76H51ZM56 77V76H55ZM91 77V76H90ZM95 77H93V78H95ZM119 77H121V80H120V78ZM203 77H205V81H206V83H204V84H200V80L201 79H203ZM61 78V77H60ZM59 78V79H60ZM117 78H119V81H116V79ZM58 79V80H59ZM64 79V78H63ZM62 79V80H63ZM68 79V78H67ZM66 78H65V80H67ZM70 79H72V77L70 78ZM74 79V78H73ZM90 79V78H89ZM213 79H214V77H213ZM57 80V82H59ZM61 80V79H60ZM109 80V81H108ZM118 80V79H117ZM86 81V80H85ZM63 82H64V80L63 81H61V83L62 84H60V85H64L63 84ZM157 83V82H160L161 84L159 85V86H149L148 87V85H150L151 83ZM60 83V82H59ZM76 83V82H75ZM74 83V84H75ZM97 83V82H96ZM52 84V83H51ZM50 84V85H51ZM102 84V85H103ZM251 84H255V86H256V89L254 88V89H252L251 88ZM158 85V84H157ZM229 85H231V87H232V85H233V87H232V89L229 87ZM54 86V85H53ZM66 86H68V85H66ZM209 86V87H208ZM64 88V87H63ZM66 88V87H65ZM102 88V87H101ZM125 88H134V89H136V91L138 90V91H142L144 94H145V96H146V94H148L147 95V98L149 99L147 102L145 101H142V103L139 101V103H141V104H137L136 105V115H135V121H133V123H132V125L133 126H129L128 128H127V124H125L126 122H124L125 120H124V117L122 116V113H124L125 111H127V109H128V106H130V104H129V102H127V100H129L128 98H127V100L126 101H124L123 99H122V96H121V93L124 91V89ZM67 89V88H66ZM59 90V89H58ZM68 90V89H67ZM127 90V89H126ZM130 89H128V91H129ZM133 91V90H132ZM135 90H134V92H136ZM213 91V90H212ZM126 93V92H125ZM204 93V92H203ZM222 93H225V92H222ZM48 94V93H47ZM129 94H131V91H130V93ZM137 94V93H136ZM213 94V93H212ZM211 94V95H212ZM230 94V93H229ZM236 94V93H235ZM61 95V94H60ZM139 95H141V94H139ZM69 96V95H68ZM130 96V95H129ZM167 96H170L171 97V99L169 98H167ZM200 96H202V98L200 97ZM238 96V95H237ZM125 97H127V96H125ZM132 97V96H131ZM130 97V98H131ZM142 97V96H141ZM152 97H153V95H152ZM209 97V96H208ZM227 97H228V95L226 94H224L223 96H221V99H227ZM243 97H244V95H243ZM255 97V96H254ZM154 98V97H153ZM212 98V97H211ZM242 98V97H241ZM252 98V97H251ZM260 98V97H259ZM253 99V98H252ZM255 99V98H254ZM153 101H154V99H152ZM170 102H173V104H174V109H173V113L172 112H170V110L172 109V108H170V103L168 104V102L169 101ZM219 100V99H218ZM242 100V99H241ZM240 99H239V97H237V99L235 100L236 101V108H239V107H243V105H242V101H241ZM249 100V99H248ZM131 101V100H130ZM168 101V102H167ZM257 101H258V99H257ZM49 102H50V100H49ZM66 102V101H65ZM68 102V101H67ZM246 102V101H245ZM252 102H253V100H252ZM52 103V102H51ZM56 103V102H55ZM136 103V102H135ZM134 103V104H135ZM161 103V102H160ZM209 103V102H208ZM248 103V102H247ZM251 103V102H250ZM261 103V102H260ZM54 104V103H53ZM64 104V103H63ZM70 104V103H69ZM253 104V103H252ZM251 104V105H252ZM263 104V103H262ZM46 105V104H45ZM58 107H59V105L58 104H56ZM208 105H210V104H207V106ZM246 105V104H245ZM251 105H250V107H251ZM141 106H143V107H141ZM155 106V105H154ZM51 107H54V106H52V104H51ZM68 107V106H67ZM210 107V106H209ZM234 107V106H233ZM249 107V108H250ZM44 108V107H43ZM56 108V106L54 107V108H52V109H55ZM130 108V107H129ZM208 108V107H207ZM260 108V110H264V108L263 107H260V105L259 104H256L255 105V110L256 109H259ZM51 109V108H50ZM150 109V110H151ZM209 109V108H208ZM233 109V108H232ZM244 109V108H243ZM243 109H241V111L243 110ZM248 109V108H247ZM55 110H57V109H55ZM246 110V109H245ZM259 110V111H260ZM52 111V110H51ZM110 111V112H111ZM167 111V113L168 114H166L165 112ZM211 111V110H210ZM232 111V110H231ZM250 111V110H249ZM57 112V111H56ZM111 112V113H112ZM130 112V114L133 112H131V111H129ZM207 112V111H206ZM110 113V114H111ZM156 113V112H155ZM170 113H172V115L170 114ZM207 113H209V112H207ZM211 113H213V111L211 112ZM247 113V112H246ZM128 114V113H127ZM158 114V113H157ZM244 114V113H243ZM257 114V113H256ZM262 114H263V112H262ZM245 115V114H244ZM244 115H242V117L244 116ZM249 115H250V113H249ZM53 116V115H52ZM112 116V115H111ZM205 116V115H204ZM207 116V115H206ZM205 116V117H206ZM246 116V115H245ZM261 116V115H260ZM263 116V115H262ZM38 117V116H37ZM51 117V116H50ZM158 117H159V115H158ZM212 117V116H211ZM241 117V118H242ZM248 117H250V116H248ZM118 118V117H117ZM209 118V117H208ZM213 118V117H212ZM49 118H47V120H48ZM161 119V118H160ZM245 119V118H244ZM250 119V118H249ZM248 119V120H249ZM205 120V119H204ZM208 120V119H207ZM228 120V119H227ZM239 120V119H238ZM247 120V121H248ZM262 120V119H261ZM49 122H51L50 120H48ZM97 121V120H96ZM152 121V120H151ZM240 121H242V119L240 120ZM245 121V120H244ZM161 122V121H160ZM211 122V121H210ZM239 122V121H238ZM236 123V124H239V123ZM11 123V122H10ZM39 123V122H38ZM44 123H46V122H44ZM44 123H42V124H44ZM48 123V122H47ZM55 123V122H54ZM96 123V122H95ZM117 123V122H116ZM173 123H172V125H173ZM41 124V125H42ZM56 124V123H55ZM113 124V123H112ZM131 124V123H130ZM154 124V123H153ZM171 124V123H170ZM242 124H243V121H242ZM249 124H252V123H249ZM255 124V123H254ZM259 124H260V122H259ZM261 124H262V122H261ZM32 125H34V124H32ZM152 125V124H151ZM160 125V124H159ZM36 126V125H35ZM47 126V127H46ZM46 126H43L44 127V129H48L49 130V128H48V125H46ZM49 126H51V125H49ZM103 126V125H102ZM114 126H116V125H114ZM161 126V125H160ZM238 126V125H237ZM152 127V128H151ZM236 127V126H235ZM254 127V126H253ZM37 128V127H36ZM40 128H41V126H40ZM39 128V129H40ZM53 128V127H52ZM59 128V127H58ZM73 128V127H72ZM98 128V127H97ZM54 129V128H53ZM52 129V130H53ZM76 129V128H75ZM94 129V128H93ZM111 129V128H110ZM114 129V128H113ZM156 129H158V128H156ZM156 129H155V131H156ZM202 129V128H201ZM212 129V128H211ZM237 129H238V127H237ZM242 129V128H241ZM246 129V128H245ZM249 129V128H248ZM34 131H35V129H33ZM42 130V129H41ZM40 130V131H41ZM51 128H50V131H49V133H50V135H49V133L48 134H46L43 130V132L41 133V134H43V133H45L46 135H49L50 136V139L52 138V136H51ZM86 130V129H85ZM99 130H101V128L99 129ZM120 130V131H121ZM203 130V129H202ZM222 130H224V129H222ZM37 131V130H36ZM39 130H38V132H40ZM115 131H117V130H115ZM159 131V130H158ZM197 131V130H196ZM237 131V130H236ZM235 131V132H236ZM240 131V130H239ZM46 132H47V130H46ZM55 132H56V128H55ZM83 132H85V131H83ZM113 132H114V130H113ZM165 132V131H164ZM221 132V131H220ZM238 132V131H237ZM250 132V131H249ZM19 133V132H18ZM36 133V132H35ZM53 133H54V131H53ZM52 133V134H53ZM85 133H87V132H85ZM98 133H99V131H98ZM115 133V132H114ZM171 133V132H170ZM211 133H212V131H211ZM234 133V132H233ZM239 133V132H238ZM20 134V133H19ZM45 134H43V135H45ZM55 134H57V132L55 133ZM78 134V133H77ZM91 134H92V132H91ZM90 134V135H91ZM197 134L199 135V133L197 132ZM214 134V133H213ZM220 134V133H219ZM28 135V134H27ZM38 134H36V136H37ZM40 135V134H39ZM60 135H61V133H60ZM110 135H111V133H110ZM155 135V134H154ZM238 135V134H237ZM242 135H244V134H242ZM264 135V134H263ZM48 136V137H49ZM55 136V135H54ZM87 136V135H86ZM92 136H94V138H96V134L94 135H92ZM151 137H152V135H150ZM210 136H211V134H210ZM216 136V135H215ZM218 136H220V139H218V144H219V146H221L220 148V150H222L223 151V153H224V158H226V161L228 160V162L230 163L231 161H233L234 159H240V157H244V156H246V154L247 155H249V160H248V162H246L245 163V165H243V163L241 162V164H242V166H239V165H233L234 166V170L232 171V175L235 177V178H237V177H240V176H238V175H247V176H249V178H250V176H253V171H255V167H258V165L259 164H261V163H259L258 165H257V160H256V156H255V154L256 153H254L255 151L254 150H251V152L252 151H254L253 153H254V156L255 157H253V155H251L250 154V151H246L247 150V148H242V145L241 144H237L235 141H234V139L235 138H233V135L230 133V134H228V133H226V131H224V132H221V134L220 135H218ZM12 137V136H11ZM35 137V136H34ZM45 137V136H44ZM47 137V139H48V141L50 140L49 138ZM56 137V136H55ZM67 137H69V136H67ZM77 137H79V136H77ZM84 137V136H83ZM91 137V136H90ZM127 137H130V139H132L131 141L129 140V138H127ZM38 138V137H37ZM46 138V137H45ZM64 138H66V136L64 137ZM70 138V137H69ZM113 138V137H112ZM116 138V137H115ZM165 138V137H164ZM238 138H241V136H238ZM36 139V138H35ZM46 139V140H47ZM59 139V137L57 138V140ZM84 139V138H83ZM88 139V138H87ZM87 139H85L86 141V143H85V147H84V152H85V156H84V153L82 154L83 156H81L80 157V160L83 162H86V160H90V163H91V161H92V163H93V166H94V173L91 175V182L92 183H95V182H97L98 181V179H101L100 178V176L101 175H103V173H102V171H107L108 169V165L106 164V161L105 160H103L102 158H100V157H102V156H100L101 154H100V147L98 146V145H96L94 142V140L92 139V140H90V141H88ZM150 139V138H149ZM245 139H246V136H245ZM1 140V139H0ZM44 140V139H43ZM45 140V141H46ZM56 140V141H57ZM67 140V139H66ZM96 140V139H95ZM157 140V139H156ZM215 140V139H214ZM44 141V142H45ZM55 142V140L53 139L52 140V142ZM127 141H129V143H127ZM136 141H138V143L140 144L141 143V145H142V147H140L137 143H136ZM139 141H141V142H139ZM150 141V140H149ZM149 141H148V143H149ZM4 142V141H3ZM23 142V141H22ZM34 142V141H33ZM36 142V141H35ZM40 142H42V140L40 141ZM50 143V144H53V143ZM58 142H61V141H58ZM57 142V143H58ZM63 142L64 141H62V144H63ZM78 142V141H77ZM98 142H99V140H98ZM103 142H105V141H103ZM115 142V141H114ZM157 142V141H156ZM238 142V141H237ZM241 142H243V147H245V141H241ZM247 142V141H246ZM21 143V142H20ZM48 143V142H47ZM56 143V142H55ZM80 143V142H79ZM163 143H165V142H163ZM173 143V142H172ZM37 144V143H36ZM45 144H46V142H45ZM44 144V146H48V144H46L45 145ZM59 144V143H58ZM74 144V143H73ZM161 144V143H160ZM168 144V143H167ZM4 145V144H3ZM40 145H41V143H40ZM43 145V144H42ZM55 145V144H54ZM65 145V144H64ZM78 145V144H77ZM156 145V144H155ZM214 145V144H213ZM254 145H256V143L255 142H252V146H254ZM4 146H6V145H4ZM8 146V145H7ZM36 146V145H35ZM34 146V147H35ZM46 146V147H47ZM61 146V145H60ZM80 146H81V144H80ZM101 146H103V145H101ZM106 146V145H105ZM104 146V147H105ZM110 146V145H109ZM111 146H112V144H111ZM110 146V147H111ZM153 146V145H152ZM160 146V145H159ZM167 146V145H166ZM241 146V147H240ZM12 147H13V145H12ZM11 147V148H12ZM55 147H56V145H55ZM127 147H130V149L128 150L127 149ZM156 147V146H155ZM172 147V146H171ZM255 147V146H254ZM17 148V147H16ZM45 148V147H44ZM47 148H49V147H47ZM53 148V147H52ZM63 148V147H62ZM61 148V149H62ZM112 148V147H111ZM200 148V147H199ZM259 148V147H258ZM15 149V148H14ZM53 149H55V148H53ZM58 149V148H57ZM57 149H55V150H57ZM105 149V148H104ZM43 150V149H42ZM51 150V149H50ZM54 150V151H55ZM66 150V149H65ZM99 150V151H98ZM108 150V149H107ZM112 150V149H111ZM111 150H110V152H111ZM258 150V149H257ZM1 151V150H0ZM8 151H10V150H8ZM13 151V150H12ZM36 151H37V149H36ZM45 151V150H44ZM54 151H53V154H54ZM59 151V150H58ZM81 151V150H80ZM104 151V150H103ZM102 151V152H103ZM3 152V151H2ZM14 152H16V151H14ZM26 152V151H25ZM42 152V151H41ZM57 152V151H56ZM61 152V151H60ZM69 152H71V151H69ZM76 152V151H75ZM74 152V153H75ZM99 152V153H98ZM117 152V151H116ZM157 152V151H156ZM33 153V152H32ZM40 155H41V153L40 152H38ZM43 153V152H42ZM67 153V152H66ZM65 153V154H66ZM109 153V152H108ZM113 153H114V151H113ZM112 153V154H113ZM154 153V152H153ZM25 154V153H24ZM33 154H35V153H33ZM62 154V153H61ZM68 154V153H67ZM9 155V154H8ZM44 155H47L46 153L44 154ZM43 155V156H44ZM78 155H80V154H78ZM115 155V154H114ZM113 155V156H114ZM222 155V154H221ZM4 156V155H3ZM42 156V155H41ZM57 156V155H56ZM59 156V155H58ZM66 156H69V155H66ZM100 156V157H99ZM259 156V155H258ZM9 157V156H8ZM16 157V156H15ZM37 157V156H36ZM40 157V156H39ZM50 157H51V154H50ZM53 157H55V156H53ZM60 157V156H59ZM104 157V156H103ZM141 157V156H140ZM149 157V156H148ZM4 158V157H3ZM38 158V157H37ZM48 157H46V159H47ZM77 158V157H76ZM106 158V157H105ZM107 158H108V156H107ZM150 158V157H149ZM196 158V157H195ZM259 158V157H258ZM49 159V162H50V159L51 158H48ZM48 159H47V161H48ZM78 159V158H77ZM116 159V158H115ZM242 160H244L243 158H241ZM1 160H2V158H1ZM4 160H5V158H4ZM10 160V159H9ZM54 160V159H53ZM57 160V159H56ZM224 160V159H223ZM14 161V160H13ZM60 161V160H59ZM108 161V160H107ZM113 160H111V162H112ZM221 161V160H220ZM240 161V160H239ZM245 161H246V159H245ZM255 161V162H254ZM258 161H259V159H258ZM5 162V161H4ZM10 162H11V160H10ZM19 162V161H18ZM58 162V161H57ZM70 162V161H69ZM69 162H67V164L69 163ZM110 162V161H109ZM144 162V161H143ZM153 162H154V160H153ZM228 162H226L227 164H228ZM235 162V161H234ZM234 162H232V163H234ZM89 163V164H90ZM235 163H237V161L235 162ZM239 163V162H238ZM255 163V164H254ZM2 165H4L3 163H1ZM10 164V163H9ZM13 164V163H12ZM11 164V165H12ZM42 164V163H41ZM44 164V163H43ZM61 164V163H60ZM63 164H64V162H63ZM84 164H86V163H84ZM83 164V165H84ZM158 164V163H157ZM199 164V163H198ZM221 164V163H220ZM6 165V164H5ZM14 165V164H13ZM20 165V164H19ZM23 165V164H22ZM51 165H52V163H51ZM70 165V164H69ZM73 165V164H72ZM72 165H71V167H72ZM82 165V166H83ZM145 165V164H144ZM196 165V164H195ZM253 165V166H252ZM49 166V165H48ZM64 166V165H63ZM82 166H80V167H82ZM160 166V165H159ZM168 166V165H167ZM197 166V165H196ZM3 167L5 168V166H2L1 167V169H3ZM11 167V166H10ZM68 167V166H67ZM75 167V165L73 166V168ZM111 167H112V165H111ZM110 167V168H111ZM160 167H162V166H160ZM228 167H231V166H228ZM7 168H9V167H6V169ZM61 168H63L62 166H61ZM60 168V169H61ZM84 168V167H83ZM194 168V167H193ZM254 168V169H253ZM16 169V168H15ZM18 169V168H17ZM54 169V168H53ZM57 169V168H56ZM64 169V168H63ZM63 169H61V171L63 170ZM69 169V168H68ZM75 169H77V168H74V170ZM78 169H80V168H78ZM107 169V170H106ZM113 169V168H112ZM158 169H161L162 170V168H158ZM261 169H263V168H261ZM5 170V169H4ZM3 170V171H4ZM30 170V169H29ZM28 170V171H29ZM37 170V169H36ZM45 170V169H44ZM57 170H59V169H57ZM66 170V169H65ZM65 170H63L62 172H64ZM81 170V169H80ZM116 170H118V169H116ZM176 170V169H175ZM231 170V169H230ZM258 170H259V168H258ZM258 170H256V171H258ZM11 171V170H10ZM14 171V170H13ZM16 171V170H15ZM14 171V172H15ZM18 171V170H17ZM16 171V172H17ZM50 171V170H49ZM48 171V172H49ZM52 171V170H51ZM67 172L68 171H70L74 176H75V173L77 174V178L80 176H78V173L77 172H72L71 171V169L70 170H66ZM76 171V170H75ZM87 171V170H86ZM112 171V170H111ZM155 171V170H154ZM157 171V170H156ZM197 171V170H196ZM12 172V171H11ZM30 172V171H29ZM37 172V171H36ZM56 172V171H55ZM84 171H82V174H84L83 173ZM110 171H107V173H109ZM9 173V172H8ZM39 173V172H38ZM47 173V172H46ZM66 173V172H65ZM70 173V174H71ZM81 172H79V174H80ZM87 173H88V171H87ZM106 173V172H105ZM159 173V172H158ZM158 173H156L157 175H158ZM203 173V172H202ZM201 173V174H202ZM261 173V172H260ZM5 174V173H4ZM10 174V173H9ZM48 174V173H47ZM53 174V173H52ZM112 174V173H111ZM152 174V173H151ZM177 174V173H176ZM193 174V173H192ZM191 174V175H192ZM199 174V173H198ZM197 174V175H198ZM251 174V175H250ZM256 174V173H255ZM259 174V173H258ZM257 174V175H258ZM6 175V174H5ZM4 175V176H5ZM12 175V174H11ZM37 175H39V174H37ZM48 175H50V173L48 174ZM66 175V174H65ZM72 175V176H73ZM230 175V174H229ZM232 175H230V176H232ZM43 176V175H42ZM56 176H57V174H56ZM67 176V175H66ZM84 176H87V177H89V173H88V175H85L84 174ZM106 176H108V175H106ZM151 176V175H150ZM156 176V175H155ZM154 176V177H155ZM175 176V175H174ZM193 176V175H192ZM195 176V175H194ZM16 177V176H15ZM19 177H21V176H19ZM29 177V176H28ZM49 177V176H48ZM54 177H55V175H54ZM64 177V176H63ZM75 177V178H76ZM82 177H83V175H82ZM87 177H86V180L84 181L83 179L84 178H82V180H83V182L84 183H86V181H87ZM110 177V176H109ZM160 177V176H159ZM158 177V178H159ZM256 177V176H255ZM7 178V177H6ZM10 178V177H9ZM74 178V177H73ZM74 178V179H75ZM104 178V177H103ZM111 178H113V177H111ZM114 178H113V181H115V180H117V179H115L114 180ZM161 178V177H160ZM198 178V177H197ZM252 178V177H251ZM261 178V177H260ZM12 179V178H11ZM18 179V178H17ZM48 179V178H47ZM79 179V178H78ZM77 179V181L75 180V182H76V185L78 186L79 185V183H77L79 180ZM150 179V178H149ZM174 179V178H173ZM189 179V178H188ZM192 179V178H191ZM199 179V178H198ZM202 179V178H201ZM247 179V178H246ZM43 180V179H42ZM54 180V179H53ZM55 180H56V178H55ZM58 180V179H57ZM180 180V179H179ZM182 180V179H181ZM195 180V179H194ZM197 180V179H196ZM195 180V181H196ZM258 180V179H257ZM2 181H3V179H2ZM8 181V180H7ZM6 181V182H7ZM24 181V180H23ZM35 181V180H34ZM41 181V180H40ZM40 181H39V183H40ZM45 181V180H44ZM43 181V182H44ZM60 181V180H59ZM59 181H58V183H59ZM71 181V180H70ZM69 181V182H70ZM104 181V180H103ZM113 181H112V184H113ZM152 181V180H151ZM189 181H191V180H189ZM230 181H231V179H230ZM234 181V180H233ZM243 181V180H242ZM256 181V180H255ZM19 182H21V181H19ZM100 182H101V180H100ZM149 182V181H148ZM198 182V181H197ZM236 182H237V179H236ZM1 183V182H0ZM10 183V182H9ZM23 183V182H22ZM25 183V182H24ZM28 183V182H27ZM38 184V182H36L35 181V183H34V185L35 184ZM62 182H60V184H61ZM68 183V182H67ZM72 183V182H71ZM97 183H99V181L97 182ZM115 183H116V181H115ZM120 183V184H119ZM191 183H192V181H191ZM218 183V182H217ZM249 183V182H248ZM248 183H245L244 185L246 186V184H248ZM36 184V185H37ZM81 184V183H80ZM86 184H88V181H87V183ZM106 184V183H105ZM104 184V185H105ZM107 184H109V183H107ZM174 184V183H173ZM224 184V183H223ZM237 184V183H236ZM240 184V183H239ZM242 184V183H241ZM40 185V184H39ZM56 185V184H55ZM65 185V184H64ZM97 185V184H96ZM218 185V184H217ZM232 185H233V183H232ZM231 185V186H232ZM238 185V184H237ZM250 185V184H249ZM253 185V184H252ZM8 186V184L6 183V186L5 187H7ZM19 186H21L22 187V189H24L23 187L25 186H23V185H20L19 184ZM30 186V185H29ZM41 186V185H40ZM60 186H62V185H60ZM68 186V185H67ZM113 186V185H112ZM116 186V185H115ZM149 186H150V184H149ZM158 186V185H157ZM223 186V185H222ZM245 186H244V188H245ZM248 186V185H247ZM9 187V186H8ZM7 187V188H8ZM33 187V186H32ZM38 187V186H37ZM71 186H69V188H70ZM73 187V186H72ZM79 187V186H78ZM78 187H77V190H78ZM80 187H81V185H80ZM85 187V186H84ZM117 187V186H116ZM151 187V186H150ZM177 187V186H176ZM181 187V186H180ZM236 187V186H235ZM238 187H239V185H238ZM10 188H11V186H10ZM9 188V189H10ZM26 188V187H25ZM49 188V187H48ZM63 188H65V187H63ZM82 188H83V186H82ZM95 188H98V187H95ZM107 188V187H106ZM108 188H110V185L108 186ZM230 188V187H229ZM8 189V190H9ZM76 189V188H75ZM86 189H88V188H86ZM94 189V186H93V188H92V192L93 191H95V189ZM104 188H102V190H103ZM113 189V188H112ZM111 189V190H112ZM168 189V188H167ZM187 189V188H186ZM207 189V188H206ZM231 189V188H230ZM229 189V190H230ZM237 189L238 188H236V191H237ZM240 189H241V186H240ZM246 189V188H245ZM245 189H243V187H242V189H241V191L239 192V193H241L240 195L238 194V196L241 198V197H243L242 195H244V193L242 194V192H243V190H244V192H247V191H245ZM65 190V189H64ZM98 190V189H97ZM96 190V191H97ZM100 190V189H99ZM106 190V189H105ZM115 190V191H116ZM28 191V190H27ZM37 191V190H36ZM76 191V190H75ZM101 191V190H100ZM114 191V190H113ZM112 191V192H113ZM205 191V190H204ZM203 191V192H204ZM231 191H232V189H231ZM6 192H7V190H6ZM10 192V191H9ZM61 192V191H60ZM59 192V193H60ZM89 192H90V190H89ZM174 192V191H173ZM233 192H234V189H233ZM262 192V191H261ZM260 192V193H261ZM37 193V192H36ZM79 193V192H78ZM95 193V192H94ZM97 193V192H96ZM98 193H100V192H98ZM110 192H108V194H109ZM172 193V192H171ZM176 193V192H175ZM193 193V192H192ZM229 193H231V192H229ZM7 194V193H6ZM33 194H35L34 192H33ZM57 194V193H56ZM111 194V193H110ZM113 194V193H112ZM115 194V193H114ZM194 194V193H193ZM36 195V194H35ZM37 195H38V193H37ZM47 195V194H46ZM53 194H51V198L53 197L52 196ZM64 195V194H63ZM76 195V194H75ZM104 195V194H103ZM259 195H263L262 193L261 194H259ZM93 196H95L96 197V195H93ZM99 196V195H98ZM171 196V195H170ZM222 196V195H221ZM223 196H225V194L223 195ZM232 196V195H231ZM230 195H229V198L231 197ZM35 197V196H34ZM47 197H48V195H47ZM84 197V196H83ZM108 198H109V196H107ZM178 197V196H177ZM209 197V196H208ZM236 197V196H235ZM238 197V198H239ZM6 198V197H5ZM55 200L57 199V197L55 196V197H53ZM89 198V197H88ZM94 198V197H93ZM98 198V197H97ZM100 198V197H99ZM112 198V197H111ZM115 198V197H114ZM113 198V199H114ZM180 198V197H179ZM234 198V197H233ZM257 198V197H256ZM25 199V198H24ZM48 199V198H47ZM103 199V198H102ZM220 199V198H219ZM231 199V198H230ZM6 200V199H5ZM34 200H36L35 198H34ZM52 200V199H51ZM63 200H65V199H63ZM79 200V199H78ZM94 200H96V198H94L93 199V201ZM112 200V199H111ZM205 200V199H204ZM224 200V199H223ZM234 200H237L236 198L234 199ZM239 200V199H238ZM1 201V200H0ZM11 201V200H10ZM14 201V200H13ZM31 201V200H30ZM38 201H39V199H38ZM43 201V200H42ZM41 201V202H42ZM49 201V200H48ZM53 201V200H52ZM67 201V200H66ZM73 201H74V199H73ZM86 201V200H85ZM90 201V200H89ZM88 201V202H89ZM121 201H125V203L127 204V205H122L120 202ZM207 201V200H206ZM230 201V200H229ZM240 202H241V200H239ZM35 202V201H34ZM33 202V203H34ZM180 202H182V201H180ZM202 202V201H201ZM231 202V201H230ZM1 203H2V201H1ZM23 203V202H22ZM21 203V204H22ZM36 203H38V202H36ZM36 203H34L33 205L34 206H37V205H35ZM59 202H57V204H58ZM90 203V202H89ZM100 203V202H99ZM98 203V204H99ZM105 203V202H104ZM103 203V204H104ZM111 203V202H110ZM234 204H235V201L233 202ZM232 203V204H233ZM238 203V202H237ZM242 203V202H241ZM241 203H239V204H241ZM2 204H6V203H2ZM43 204V203H42ZM41 204V205H42ZM74 204H76V203H74ZM86 204V202L84 203V205ZM88 204V203H87ZM101 204V203H100ZM207 204L209 205V203L207 202ZM211 204V203H210ZM214 204V203H213ZM213 204H211V205H213ZM227 204V203H226ZM7 205V204H6ZM6 205H4V207L6 206ZM13 205V204H12ZM45 205V204H44ZM67 205V204H66ZM69 205V204H68ZM79 205V204H78ZM80 205H82V207H83V204H80ZM90 205V204H89ZM94 205H95V202H94ZM108 205H106V207H108ZM178 205V204H177ZM204 205V204H203ZM206 205V204H205ZM204 205V206H205ZM215 205V204H214ZM213 205V206H214ZM223 205V204H222ZM248 205H251L250 203L248 204ZM15 206V205H14ZM27 206V205H26ZM25 206V207H26ZM40 206V205H39ZM60 206V205H59ZM59 206H55L56 208H54V209H57V208H59ZM86 206V205H85ZM92 206V205H91ZM252 206V205H251ZM33 207V206H32ZM68 207V206H67ZM67 207H65V208H67ZM86 207H88L89 208V206H86ZM102 207V206H101ZM161 207V206H160ZM195 207V206H194ZM245 207H247V206H245ZM0 208H2L3 209V206L1 207L0 206ZM46 208V207H45ZM69 208V207H68ZM75 208H77V206H75L74 207V210H77V209H75ZM86 209L85 208V210H80L79 211V209H78V212H77V214L74 212V214H73V218H76V216H77V218H78V216H79V214L81 215V213H83L82 215H81V218L82 217H86V218H88V220H89V222H88V225H87V228L89 229L88 230V232H90L91 233V235H89L90 236V238L93 240V239H95V241H93L92 243H90L89 244V246H92L91 244H94L95 242H97L96 241V238H97V240H98V238H101L102 236L104 237V238H107V239H104V241L105 240H109L110 238L112 239V237H111V235H112V232H114L115 230H113V229H115V228H113L112 229V227H110V225L109 226H107V225H105V226H107V228L105 229L102 225H101V222H104V223H109V222H105V220L104 221H101L100 219L101 218H103V217H99V219H97V216L96 215H94L93 214V212H91V211H93V207H91L90 208V210L89 209ZM96 208V207H95ZM102 208H104V205H103V207ZM208 208V207H207ZM219 208V207H218ZM250 208V207H249ZM1 209V210H2ZM36 209V208H35ZM39 209H41V208H39ZM51 209V208H50ZM100 209V208H99ZM105 209H107V208H105ZM192 209V208H191ZM215 209V208H214ZM248 209V208H247ZM251 209V208H250ZM249 209V210H250ZM13 210V209H12ZM23 210V209H22ZM27 210V209H26ZM37 210H38V208H37ZM68 210H73V207L71 208V209H68ZM95 210V209H94ZM145 210V211H144ZM161 210V209H160ZM213 210V209H212ZM216 211H217V209H215ZM4 211V210H3ZM5 211H7V210H5ZM20 211V210H19ZM39 211V210H38ZM37 211V212H38ZM96 211H97V209H96ZM95 211V212H96ZM103 211V210H102ZM101 211V212H102ZM106 211V210H105ZM152 211V210H151ZM16 212H17V210H16ZM22 211H20L19 213H21ZM27 212V211H26ZM43 212V211H42ZM92 214V215H94V216H96V218H94V217H92L91 215H90V213ZM104 212V211H103ZM144 212H146V213H144ZM195 212V211H194ZM3 213H5V212H3ZM9 213V212H8ZM15 213V212H14ZM13 213V214H14ZM51 213V212H50ZM67 213L68 212H64V215H67ZM98 212H96L95 214H97ZM109 213V212H108ZM158 215L157 216H159V215H161V214H159V210H158ZM48 214H49V212H48ZM75 214H76V216H75ZM2 216H3V214H1ZM7 215V214H6ZM44 215V214H43ZM68 215H70V217L72 216L71 215V213L69 212L68 213ZM8 216V215H7ZM7 216H5V217H7ZM145 216H147V215H145ZM27 217H29V216H27ZM51 217V216H50ZM80 217V216H79ZM91 217V218H90ZM150 218L149 219H151V216H149ZM263 217V216H262ZM4 218V217H3ZM45 218V217H44ZM43 218V220H45ZM55 218H57V217H55ZM60 218H61V216H60ZM161 218V217H160ZM260 218V217H259ZM264 218V217H263ZM32 219V218H31ZM105 219V218H104ZM121 219H122V221H121ZM146 219H147V217H146ZM154 219V218H153ZM261 219V218H260ZM38 220H40V219H38ZM73 220V219H72ZM76 220V219H75ZM83 220H84V218H83ZM85 220H87V219H85ZM87 220V221H88ZM100 220V221H99ZM106 220H108V219H106ZM211 220V219H210ZM230 220V219H229ZM46 221V220H45ZM53 221V220H52ZM55 221V220H54ZM53 221V222H54ZM80 221H81V219H80ZM110 221V220H109ZM151 221V220H150ZM154 221V220H153ZM48 222V221H47ZM55 222H58L57 220L55 221ZM64 222H66L65 220H64ZM144 222H145V226H144V228H146V229H148V227H149V230L146 232H144L141 228H143V226L142 225H144ZM152 222V221H151ZM11 223V222H10ZM50 223V221L48 222V224ZM63 223V222H62ZM187 223V222H186ZM220 223V222H219ZM223 223V222H222ZM0 224H1V222H0ZM43 224V223H42ZM66 224V223H65ZM87 224V223H86ZM112 224V223H111ZM260 224V223H259ZM10 225V224H9ZM38 225H40V221H38ZM59 225H61L60 223H59ZM63 225V224H62ZM67 225V224H66ZM114 225V224H113ZM8 226V225H7ZM10 226H12V223H11V225ZM35 226V225H34ZM43 226V225H42ZM45 226V225H44ZM52 226V225H51ZM224 226V225H223ZM3 227V226H2ZM50 226L48 225V228H49ZM54 227H56V226H54ZM73 227V226H72ZM124 227H122V228H124ZM164 227V226H163ZM238 227V226H237ZM12 228V227H11ZM51 228V227H50ZM68 228H69V226H68ZM110 228H111V230H110ZM224 228V227H223ZM3 229V228H2ZM23 229V228H22ZM22 229H21V231H22ZM38 229V228H37ZM40 229V228H39ZM44 229V228H43ZM63 229V228H62ZM65 229V228H64ZM74 229V228H73ZM81 229V228H80ZM125 229V228H124ZM239 229V228H238ZM34 230H36V229H34ZM42 230V229H41ZM44 230H46V229H44ZM77 230H79V229H77ZM113 230V231H112ZM127 230V231H128ZM231 230V229H230ZM10 231H11V229H10ZM40 231V230H39ZM43 231V230H42ZM47 231V230H46ZM65 231V230H64ZM119 231V230H118ZM162 231V230H161ZM239 230H237L236 231V233L238 232ZM36 232H38V231H36ZM58 232V231H57ZM60 232H61V230H60ZM60 232H58V233H60ZM66 232V231H65ZM69 232V231H68ZM70 232H73V230H71ZM122 232V234H123V232L125 233V231H121ZM121 232H120V234H121ZM27 233V232H26ZM44 233L45 232H43L41 235H38V236H40V238L41 237H43V235H44ZM54 233V232H53ZM53 233H51L52 235H53ZM62 233H63V231L61 232V235H62ZM85 233V232H84ZM163 233V232H162ZM208 233V232H207ZM16 234V233H15ZM15 234H13V235H15ZM34 234V233H33ZM46 234H47V232H46ZM86 234H87V230H86ZM86 234H82V235H86ZM114 235H115V233H113ZM120 234H118V236H120ZM242 234H243V232H242ZM49 235V234H48ZM59 236H60V234H58ZM74 235V234H73ZM72 235V236H73ZM209 235V234H208ZM234 235V234H233ZM11 236V235H10ZM67 236V235H66ZM88 236V237H89ZM217 236V235H216ZM219 236V235H218ZM11 237H13V236H11ZM36 237V236H35ZM57 237V236H56ZM87 237V238H88ZM116 237V236H115ZM185 237V236H184ZM203 237H204V235H203ZM14 238V237H13ZM63 238V237H62ZM74 238H76V237H74ZM89 238V239H90ZM109 238V239H108ZM117 238V237H116ZM115 238V239H116ZM119 238V237H118ZM190 238H192V237H190ZM206 238V237H205ZM23 239V238H22ZM29 239V238H28ZM50 239V238H49ZM48 239V240H49ZM55 238H53V240H54ZM57 239H58V237H57ZM66 239V238H65ZM72 239H73V237H72ZM79 239V238H78ZM88 239V240H89ZM162 239V238H161ZM194 239V238H193ZM204 239V238H203ZM216 239V238H215ZM10 240H12V239H10ZM36 240H38L37 238H36ZM84 240V239H83ZM101 240V239H100ZM99 240V241H100ZM119 240V239H118ZM139 240V241H138ZM263 240V239H262ZM6 241V240H5ZM13 241V240H12ZM17 240H15V242H16ZM21 241V240H20ZM45 241H47V240H45ZM51 241V240H50ZM49 241V242H50ZM60 241V240H59ZM111 241V240H110ZM110 241H108V243H110L111 245H112V243L114 244L116 241H114L113 242V240L110 242ZM123 240H121V242H122ZM129 241V240H128ZM130 241H131V239H130ZM212 241V240H211ZM14 242V243H15ZM18 242V241H17ZM37 242V241H36ZM55 241H52V243H54ZM63 241L61 240V242L60 243H62ZM79 242V241H78ZM91 242V241H90ZM102 242V241H101ZM101 242H99V243H101ZM107 242V241H106ZM104 243V242H102L101 244L102 245H104L105 244V248L107 247L108 248V246H109V248L108 249H110L111 247H110V244H108V243ZM120 242V241H119ZM132 243H133V241H131ZM130 242V243H131ZM159 242V241H158ZM177 242V241H176ZM226 242V241H225ZM3 243V242H2ZM6 243H8V241L6 242ZM11 243V242H10ZM35 243V242H34ZM42 243V242H41ZM57 243V242H56ZM70 243H72V242H70ZM83 243H85V242H83ZM82 243V244H83ZM89 243V242H88ZM98 243V242H97ZM17 244V243H16ZM45 244H46V242H45ZM50 244V243H49ZM86 244V243H85ZM108 246H107V245ZM118 244V243H117ZM120 244V243H119ZM122 244V243H121ZM120 244V247L122 246ZM2 245H5V244H2ZM15 245V244H14ZM27 245V244H26ZM25 245V246H26ZM44 245V244H43ZM52 245V244H51ZM56 245V244H55ZM67 245V244H66ZM76 245V244H75ZM95 245H96V243H95ZM101 245V246H102ZM115 245V244H114ZM124 245H125V243H124ZM198 245V244H197ZM233 245V244H232ZM9 247H10V245H8ZM16 246V245H15ZM19 246V245H18ZM35 246V245H34ZM39 246V245H38ZM57 246H59V245H57ZM77 246V245H76ZM75 246V247H76ZM87 247L86 246V249L88 248V253L86 252V250H85V252L87 253V255L85 256L84 254H83V256L85 257V259L83 260V263L82 264H94L95 263V260L93 261V259H97L98 260V256L100 255V253L99 254H97V258H94V253H93V250H91V249H89L90 247ZM113 246V245H112ZM116 246V245H115ZM114 246V247H115ZM126 246V245H125ZM137 246V247H136ZM154 246V245H153ZM242 246V245H241ZM261 246V245H260ZM28 247V246H27ZM42 247V246H41ZM83 247V246H82ZM81 247V249H83ZM95 247V246H94ZM96 247H97V245H96ZM99 247V246H98ZM117 248L119 247V246H116ZM115 247V248H116ZM119 247V248H120ZM123 247V246H122ZM163 247V246H162ZM200 247V246H199ZM231 247V246H230ZM22 248V247H21ZM35 248V247H34ZM54 248V247H53ZM85 248V247H84ZM104 248V247H103ZM114 248V249H115ZM175 248V247H174ZM209 248V247H208ZM20 249V247H18V250ZM26 249V248H25ZM30 249V248H29ZM39 249V248H38ZM80 249V248H79ZM80 249V250H81ZM99 249V248H98ZM97 248H96V251L98 250ZM112 249H113V247H112ZM121 249V248H120ZM126 249V248H125ZM125 249H124V252H125ZM259 249H261V247L259 248ZM12 250V249H11ZM32 250V249H31ZM34 251H35V249H33ZM60 250H63V251H65V253H66V255L67 256H71L70 255V252H69V249L67 250V247L64 245V244H60V246L58 247V249H57V251L55 252V257L54 258H57L58 260H60V259H63V258H61L62 257V255H61V253H60ZM71 250H73V249H71ZM70 250V251H71ZM75 250H77V248L75 249ZM75 250H73V252L75 251ZM104 250V249H103ZM111 250V249H110ZM127 250V249H126ZM21 251H23L24 252V249L23 250H21ZM50 251V250H49ZM82 251V250H81ZM81 251L79 252V251H76V252H74L75 254L77 253V254H80L81 253ZM84 251V250H83ZM112 251H114V250H112ZM131 251V250H130ZM260 251H262V249L260 250ZM26 252V251H25ZM104 252V251H103ZM102 252V253H103ZM117 252V251H116ZM128 252V251H127ZM228 252H230V254H231V251H228ZM227 251H226V253H228ZM53 253V252H52ZM73 253V254H74ZM101 253V254H102ZM107 253V252H106ZM109 253V252H108ZM118 253H120L119 251H118ZM209 253H211L212 254V256L215 258V257H218L219 258V256H220V246L218 245V243L216 242V244L214 243V244H212V246H210V251H209ZM226 253H225V256H226ZM38 254V253H37ZM44 254V253H43ZM76 254V255H77ZM105 254V253H104ZM103 254V255H104ZM110 254H113V253H111L110 252ZM110 254H109V257H111V258H115V257H117L118 255H114V256H110ZM126 254V253H125ZM132 254V253H131ZM131 254H129L128 256H130ZM137 254V253H136ZM135 254V255H136ZM222 254V253H221ZM229 254V253H228ZM233 254V253H232ZM231 254V255H232ZM245 254V253H244ZM24 255V254H23ZM53 255H54V253H53ZM103 255H100V256H102L103 257ZM106 255H108V254H105V256ZM132 255H134V254H132ZM138 255V254H137ZM10 257H11V254L9 255ZM25 256H27V255H25ZM74 256V255H73ZM73 256H71L70 258H76L75 256L73 257ZM80 256V255H79ZM225 256H223V258L221 257V259H224V257ZM1 257V256H0ZM3 257V256H2ZM8 257V256H7ZM83 257V258H84ZM119 257V256H118ZM136 257V256H135ZM146 257V256H145ZM211 257V256H210ZM9 258V257H8ZM27 258V257H26ZM100 258V257H99ZM108 258V257H107ZM133 258V257H132ZM228 258H229V256H228ZM34 259V258H33ZM46 259V258H45ZM44 259V257H43V263L44 264H53L54 263V260L53 259H49V261H46ZM103 259V258H102ZM116 259H118V258H116ZM120 259V258H119ZM140 259V258H139ZM143 259H144V256H143ZM244 259H245V257H244ZM8 260V259H7ZM56 260V259H55ZM76 261L78 260V262H80L81 263V261L79 260V259H75ZM100 260H101V258H100ZM103 260H105V259H103ZM110 260V259H109ZM113 260V259H112ZM231 260V259H230ZM254 260V259H253ZM9 261H10V259H9ZM12 261V260H11ZM15 261V260H14ZM24 261H25V259H24ZM66 261H67V259H66ZM119 261V260H118ZM124 261V260H123ZM140 261H141V259H140ZM223 261V260H222ZM233 261V260H232ZM241 261V260H240ZM243 261V260H242ZM247 260H245V262H246ZM41 262V261H40ZM77 262V263H78ZM108 262V261H107ZM110 262V261H109ZM126 262V261H125ZM213 262V261H212ZM224 262V261H223ZM13 264H14V262H12ZM42 263V262H41ZM62 263V262H61ZM76 263V264H77ZM98 263H101V262H97V264ZM117 263V262H116ZM237 263H238V261H237ZM70 264H75L74 262H72V263H70ZM104 264V263H103ZM110 264V263H109ZM114 264H115V262H114ZM215 264V263H214ZM234 264V263H233ZM240 264H242V262L240 263ZM246 264H247V262H246Z\"/></svg>",
  "mask_w": 264,
  "mask_h": 264
},
{
  "label": "crops",
  "instance_id": "0c3cea01",
  "mask_svg": "<svg viewBox=\"0 0 264 264\" xmlns=\"http://www.w3.org/2000/svg\"><path fill=\"white\" fill-rule=\"evenodd\" d=\"M16 0H0V29L2 25H7L9 27V29L14 28V30L10 33H14V32H18L21 34H24L25 31L28 32V34H32V32L36 31L37 29L34 28V26H30L29 28H22V25L26 24L28 21V19L33 20L32 23L36 24L40 18H42V14H47V12L50 13V11H52V13H54L55 15H48V17L46 16V18L48 19H52L54 21L57 20V25H52V26H45L44 30H37L36 35L40 34L42 36H50L52 37L50 40V43L55 44V43H59L61 42V39H59L60 36H63L66 32V29H64V27L62 25H60L59 21L63 18V8H64V4L62 3V0H49V2H46L44 4H37V3H33V8H34V12L33 15L29 16H24L23 13H21L20 11H15L13 12L11 9V5L15 2ZM254 1V15L256 17H259V19L257 20V22L260 25H257L258 23L256 22V17H254L253 19V23H254V31H255V39L257 38V40H255V48H253V46L251 47L250 50L254 51V52H260V53H264V0H253ZM259 1V2H257ZM247 4H250V0L247 2ZM48 8V9H46ZM257 14V15H256ZM262 14V15H261ZM260 15V16H259ZM45 18V19H46ZM256 18V19H255ZM261 18V19H260ZM263 19V20H262ZM260 20V21H259ZM4 22H9V23H4ZM263 25H261L262 23ZM13 23H15V25H13ZM256 24V25H255ZM262 30V31H261ZM261 37V38H259ZM260 43V45L258 44ZM35 45L37 43H34ZM263 44V45H262ZM248 45V44H246ZM251 46V45H249ZM249 50V49H248ZM247 51V49H246ZM262 100H264V96L261 97ZM263 112V118L261 120L262 124H261V136L264 138V110H262ZM264 141H262V145L264 146ZM261 178L256 177V180L259 181L258 183H256L258 186H256L254 188V192L256 197V203L253 207H247L248 209L245 211V216H244V222L242 221H238V223H234V224H224V228L228 227L229 229H231L232 227H239L240 229H245L244 234H242L243 231L240 232V240H238V242L240 243V252H239V256H238V264H240L242 262V264H264V173H260ZM247 176V175H246ZM249 179V176H248ZM252 192L251 189H248L247 192ZM262 191V192H261ZM263 194L262 196L259 195L261 193ZM216 204L220 201L222 202V200L216 199ZM217 207V206H216ZM250 209V210H249ZM208 212V211H207ZM207 215H209V213H207ZM205 213V212H203ZM263 216V217H262ZM261 219H260V218ZM260 223V224H259ZM192 228V227H191ZM252 229H254L252 231ZM197 233V231L195 230V234ZM225 233V232H224ZM198 234V233H197ZM228 237H230L231 232H228ZM244 235V238L241 236ZM242 237V238H241ZM204 238V239H203ZM198 239L199 241H202V243L206 246V248L208 249V251H210V246H212V244H216V239L213 235V233L209 236L202 237L201 235H198ZM263 239V240H262ZM212 240V241H211ZM228 242L230 243V240H228ZM242 245V246H241ZM261 245V246H260ZM199 246V245H198ZM201 247V246H200ZM209 247V248H208ZM261 247L262 251H260L261 249H259ZM201 249H203V251L206 253V251L204 250L203 247H201ZM245 253V254H244ZM220 256L218 257H213L212 254L210 253V255L212 256L213 260H211L208 256V254L206 253L208 259H209V263L212 264L214 261L216 264H220L219 261L223 260V264H233L232 260L233 258L231 257L230 254L226 253H219ZM224 259H221V257ZM229 256V258H228ZM245 257V259H244ZM231 259V260H230ZM254 259V260H253ZM241 260V261H240ZM243 260V261H242ZM245 260H247L245 262Z\"/></svg>",
  "mask_w": 264,
  "mask_h": 264
},
{
  "label": "built area",
  "instance_id": "2783aa9c",
  "mask_svg": "<svg viewBox=\"0 0 264 264\" xmlns=\"http://www.w3.org/2000/svg\"><path fill=\"white\" fill-rule=\"evenodd\" d=\"M177 231V243L172 254L163 258L159 252H156L149 264H210L203 249L193 240L183 237L181 229Z\"/></svg>",
  "mask_w": 264,
  "mask_h": 264
}]
</instances>
